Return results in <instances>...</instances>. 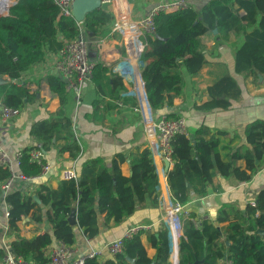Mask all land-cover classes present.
<instances>
[{
    "label": "trees",
    "instance_id": "obj_1",
    "mask_svg": "<svg viewBox=\"0 0 264 264\" xmlns=\"http://www.w3.org/2000/svg\"><path fill=\"white\" fill-rule=\"evenodd\" d=\"M113 20V14L104 6L88 12L78 24L72 16H58L53 0H16L6 14L0 15V75L10 79L0 84V100L14 109L34 101L36 92L29 82L18 84L12 80L42 61L47 53H56L64 40L78 35L80 27L94 35L119 38L111 32ZM213 29L222 38L230 33H242L243 39L234 50L236 72L253 78L264 74V0H206L199 9L159 12L155 16V32L147 39L139 58L141 79L151 109L171 105L180 96L183 69L189 74L200 71L206 61L200 36ZM107 42L97 43L100 59L95 62L91 79L96 97L91 101V111L85 113L87 120L101 125L105 124L107 112L117 107L109 98L121 99L127 106L137 104L117 69L116 49ZM47 82L59 106L47 118L34 121L29 134L43 151L58 143L59 152L67 151L75 158L81 147L74 135L72 120L64 112L68 95L64 80L51 74ZM206 91L207 99L198 106L204 110L227 108L240 98V88L228 73L211 82ZM110 128L111 133H116L120 123H112ZM224 134L201 124L188 129V135L172 136L173 165L166 174L172 200L183 203L190 193L207 194L209 186L215 187L213 179L217 172L225 178L248 181L264 165V119L246 125L244 134L248 145L234 146L231 141L221 144L220 137ZM34 147L22 149L19 171L25 176L40 172V166L29 159V150ZM195 154L204 161V166ZM126 163L129 173L122 169ZM76 174V178L61 179L55 187L42 182L31 192L11 187L5 194L4 201L9 205L6 218L9 247L31 264H46L45 249L56 240L72 245L76 230L92 238L98 233L100 222L106 226L110 221L120 223L137 205H144L146 199L153 206L158 205V175L147 142L127 154L114 153L110 168L101 156L88 158ZM9 176L8 169L0 167V182L4 183ZM72 205L76 206L75 225L67 220ZM215 221L203 220L198 229L189 219H182L178 264L195 260L196 264H223L224 258L231 260L230 264H264V236L247 232L257 226L264 228V189L259 190L255 205L248 204L244 214L231 218L226 208L221 207ZM22 222L34 223L29 236L21 234ZM45 223L50 230L40 231L39 225ZM148 247L153 253L148 252ZM170 253L168 226L161 221L156 230H139L125 238L122 250L114 256L86 257L83 264H150L153 259L154 264H170ZM3 254L0 246V259ZM127 257L134 259V263ZM172 261L176 263L175 257Z\"/></svg>",
    "mask_w": 264,
    "mask_h": 264
},
{
    "label": "crops",
    "instance_id": "obj_2",
    "mask_svg": "<svg viewBox=\"0 0 264 264\" xmlns=\"http://www.w3.org/2000/svg\"><path fill=\"white\" fill-rule=\"evenodd\" d=\"M158 1L120 0L113 11L106 10L113 14L114 19L116 16L139 18L144 16L148 9ZM204 2L206 0H190L191 7L195 9H199ZM200 39L206 59L200 71L189 74L183 69V84L180 96L175 97L171 105L164 104L158 109H151L146 100L141 79L142 64L140 60L137 62L131 60L126 64L123 60L125 51L119 45L120 35L117 39L108 36L106 41L116 49L114 51L117 52L115 58L118 61L117 67L120 71L126 70L129 73H131L130 70L135 71V76L130 81L123 80V83L127 92L135 97L140 110L123 109L120 113L119 109H111L106 114L105 124L101 125L89 121L85 117V113L91 111L92 99L96 97L93 82L86 81L83 84L82 104L76 110L74 95L68 91L67 101L63 108L65 114L72 120L74 135L81 147L80 153L77 157L71 158L67 151H58V143H53L48 150L43 151L45 158L51 164L49 172L41 178H35L26 183L14 180L11 187L20 188L27 192H31L35 185L42 182L55 187L62 179V169L74 166L77 171L84 160L94 156H101L107 167L110 168L114 153L123 152L127 154L135 146H143L147 142L142 124L143 111L152 117H157L163 113L174 116L183 115L188 129L204 124L211 131L225 132L220 137L221 144H228L231 141L234 146L248 145L244 134L246 125L253 120L264 119V74H260L258 78H253L235 71L234 50L243 39L242 33H230L226 38H222L217 31L211 30L203 33ZM120 49H123V52ZM119 50L120 53L118 54ZM96 52L97 44H92L90 53L94 56ZM56 56L57 52L47 53L42 61L32 64L19 78L12 80L18 84L29 82L31 88L36 92V99L32 102H25L18 112L8 120L3 121L0 117V144L9 151L22 150L30 146L40 147V143L29 134V128L34 121L47 118L59 106L58 98L50 91L47 82V76L55 74L51 66ZM225 73L230 74L237 82L240 88V98L233 100L227 108L207 110L199 108L198 106L207 99V86ZM6 78L10 80L8 77ZM117 121L120 123V130L111 133L110 125ZM152 157L158 175V205L153 206L146 199L144 205H137L134 212L122 222L114 223L110 221L107 226L100 222L99 231L92 238H86L80 230H76V240L72 245L78 255H85L91 250H101L102 256L99 258L104 259L109 257L107 256L106 245L116 237L123 235L127 227L136 224H151L150 230L158 228L165 204L172 200L166 174L172 167L173 162L169 163L168 169L165 171L163 161H159L153 154ZM200 163L204 166L203 160H200ZM122 169L124 172H130L127 163L122 166ZM213 182L215 187L209 186L207 194L203 196L190 193L188 199L184 202V206L192 216L216 223L215 220L221 207H225L228 215L235 218L245 213L247 205L251 204V201H256L259 190L264 189V165L248 181H240L231 177L225 178L217 172ZM2 185L3 183L0 182V246L3 242L9 245L10 239L3 230L6 218L4 216V201L1 196ZM34 226V223L22 222L21 234L29 236ZM39 228H41L40 231L42 229L50 230L47 223L40 224ZM142 238L145 239L144 236ZM147 249L149 253H153L152 248L148 247ZM173 257H175V264H177L178 256H176L174 250L171 256L172 264Z\"/></svg>",
    "mask_w": 264,
    "mask_h": 264
},
{
    "label": "built area",
    "instance_id": "obj_3",
    "mask_svg": "<svg viewBox=\"0 0 264 264\" xmlns=\"http://www.w3.org/2000/svg\"><path fill=\"white\" fill-rule=\"evenodd\" d=\"M58 7V16H72L71 1L72 0H53ZM120 0H100L101 6L113 11ZM16 0H0V15L6 14L9 7ZM191 7L190 0H159L151 6L144 16L139 18H129L124 16H116L111 27V32H117L120 35L119 45L125 51L123 56L124 62H137L145 48L147 39L155 32V16L159 12L171 11L178 8ZM80 24L81 22H77ZM107 40V36L94 35L85 31L80 27L76 37L64 40L62 46L57 51V56L51 66L52 71L59 75L64 80L65 89L74 95L75 110L82 104V88L86 81H91L93 76V68L95 62L100 59L96 52L92 56L91 45L102 43ZM117 69H119L117 67ZM120 70V69H119ZM120 71L123 80H131L135 76V71ZM143 82V81H142ZM136 88V86H134ZM116 104L115 109H129L131 111H139L137 104L125 105L121 99L109 98ZM1 119L8 120L14 116L19 109L11 108L5 105L0 100ZM142 124L145 132L147 143L152 154L159 160L166 159L169 163L172 162V145L171 138L175 134L188 135V127L186 119L183 115L171 116L167 113L160 114L157 117H152L149 114L142 112ZM23 151H9L0 144V167L7 168L9 178L2 185V200L4 201L5 194L10 189L14 180L28 182L35 178L45 176L50 168V162L45 158L41 148H32L29 150V159L40 166L39 174L35 176H25L19 171L20 159ZM77 171L74 166L64 168L61 171L62 179L76 178ZM251 205H255V201H251ZM4 216L7 218L9 205L4 201ZM185 208L184 202L180 203L176 200H170L165 204L164 212L160 217V221L167 224L169 236L171 239V251L173 250V242L181 234L182 219H189L193 226L200 229L202 227V218L194 217ZM151 224H136L126 228L123 235L116 237L106 245L107 256L112 257L119 253L123 248L125 238H130L139 230L149 229ZM3 230L6 233L7 223L3 224ZM1 247L4 254L0 259V264H31V262L21 255L14 253L8 244L3 242ZM47 258L46 264H83L84 259L90 256L101 257V250H91L85 255H78L73 245H68L60 240H56L52 245L45 249ZM225 264H230L231 260L222 259Z\"/></svg>",
    "mask_w": 264,
    "mask_h": 264
},
{
    "label": "water",
    "instance_id": "obj_4",
    "mask_svg": "<svg viewBox=\"0 0 264 264\" xmlns=\"http://www.w3.org/2000/svg\"><path fill=\"white\" fill-rule=\"evenodd\" d=\"M100 7H101L100 0H72L71 1L72 17L75 19V21L82 22L84 17H85V15L88 12L93 11L94 9H97V8H100ZM213 31L216 32L217 30L213 29ZM155 37L159 38L160 36L158 34H155ZM6 81H8V79L6 77L0 75V84L4 83ZM195 157L197 158V160L200 163V159H199L197 154H195ZM211 159L213 160V162H215L214 154L211 155ZM128 161H129V159H127V162ZM163 164H164V169L166 171L168 169L169 162L166 159H164L163 160ZM186 185L189 186V183L186 182ZM32 196H33V198H34V200L36 202H38V203L40 202L39 198L36 196L35 193H33ZM67 220H68V222L71 225L77 224V220H76V206L75 205H72V207L70 209V212H69V214L67 216ZM247 232L251 233V234H256V235H259V236H264V228L258 227V226L255 227L254 229L247 230ZM226 242L228 243V241H226ZM173 250L175 251L176 256H178V241H176V239L173 242ZM172 251L170 253V259H171V256H172ZM178 258H179V256H178ZM178 258H177V264H178ZM127 259L131 263H134V259L129 258V257H127ZM154 262H155V260L153 259L150 264H154ZM196 262L197 261L195 260L194 262L189 263V264H196ZM223 264H225V263H223Z\"/></svg>",
    "mask_w": 264,
    "mask_h": 264
},
{
    "label": "rangeland",
    "instance_id": "obj_5",
    "mask_svg": "<svg viewBox=\"0 0 264 264\" xmlns=\"http://www.w3.org/2000/svg\"><path fill=\"white\" fill-rule=\"evenodd\" d=\"M0 216H1V214H0ZM0 223H1V221H0ZM171 249H172V248H171ZM170 264H172V263H171V259H170Z\"/></svg>",
    "mask_w": 264,
    "mask_h": 264
}]
</instances>
